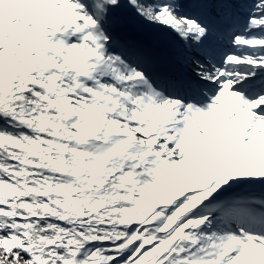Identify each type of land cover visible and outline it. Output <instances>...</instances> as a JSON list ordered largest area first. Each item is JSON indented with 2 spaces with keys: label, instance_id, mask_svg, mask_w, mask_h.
I'll return each mask as SVG.
<instances>
[{
  "label": "snow or ice",
  "instance_id": "1",
  "mask_svg": "<svg viewBox=\"0 0 264 264\" xmlns=\"http://www.w3.org/2000/svg\"><path fill=\"white\" fill-rule=\"evenodd\" d=\"M0 264H264V0H0Z\"/></svg>",
  "mask_w": 264,
  "mask_h": 264
}]
</instances>
